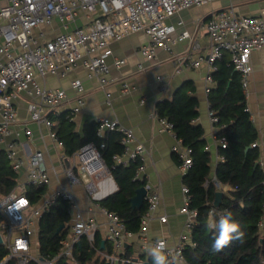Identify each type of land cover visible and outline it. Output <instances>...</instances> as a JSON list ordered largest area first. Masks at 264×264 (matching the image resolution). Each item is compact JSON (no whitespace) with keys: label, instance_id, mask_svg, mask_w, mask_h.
Returning <instances> with one entry per match:
<instances>
[{"label":"built area","instance_id":"built-area-1","mask_svg":"<svg viewBox=\"0 0 264 264\" xmlns=\"http://www.w3.org/2000/svg\"><path fill=\"white\" fill-rule=\"evenodd\" d=\"M212 0H7L0 5V146L5 150L12 169L19 174L27 169L28 185L47 186L51 175L46 161L45 152L36 149L29 155L22 153L16 140L8 137L18 134L16 125L19 120L17 106L14 102L21 93H28L33 99L29 103L31 119L44 123L48 127L51 139L63 146L55 128L56 122L52 115L59 114L60 106L67 99L63 88H51L42 85L39 77L48 73L65 75L79 61L83 62L89 75L100 78L102 86L109 82L112 64L108 57L113 54L111 42L136 32H143L147 42L141 46L145 59L152 60L159 49L173 54V45L188 37L191 45L181 54H173L172 60L177 70L186 67L199 68L204 62L209 69H217V61L230 54L228 65L240 73L241 85L245 95L248 94L250 74L253 70L251 53L264 47V9L256 14H243L236 7L230 6L215 12L210 18L200 21V28L207 34V51H202L200 42L189 32H177L183 20L176 24L169 19L181 10L193 5H203ZM81 10L86 11L91 19L88 23L78 25L73 29L61 32L51 39H46L43 31L36 34V29L44 24H52L59 18L65 25L74 20ZM39 36L41 38H39ZM126 60L116 58L114 65L121 67ZM139 67L144 68L143 64ZM125 88L129 87L124 83ZM73 87L79 91L76 106L72 108L71 118L81 111L85 105L83 96L84 85L79 79L73 82ZM164 88V87H163ZM144 101V100H143ZM248 109V108H247ZM209 117L213 123H219L220 118L215 109L209 106ZM160 130H172L179 139L174 146L186 173L193 165V148L183 144V140L174 131L175 123L167 116L157 114ZM98 123L97 135L103 137L108 130L121 133L122 153L113 156L115 165H128L131 161L141 160L134 175L135 181H145L146 165L143 158L146 146L137 139L134 131L119 123L117 119L104 115L96 117ZM226 124H222L225 127ZM219 145L227 146V139H218ZM255 141L253 146H257ZM105 143L101 144L104 147ZM68 160L65 171L71 185L80 182V174L89 176L110 175L102 151L95 143L83 145L71 157H61ZM223 160L224 157L222 156ZM218 187L220 181L216 179ZM145 195L146 210L141 215L140 229L137 232L140 239V253L131 258L119 255L128 238L135 233L127 228L126 223L116 212L110 211L94 201L95 207L102 210L107 218L104 229V239L114 245L113 254L104 253L108 264H150L142 257L146 254V246L155 243L157 239L149 236L148 227L156 209L159 206L160 193L147 183ZM87 188L93 199L97 198V184L94 179L87 183ZM27 185L18 183L8 194L0 195V246L6 254L0 259V264H9L16 259L17 264H29L32 260L38 264H56L60 258L74 259V249L83 237L94 246L95 238L101 232L102 224L93 215H85L77 197L70 186H61L33 201L27 195ZM185 196L181 213L186 214L184 229L179 241L174 245L166 244L168 250L186 263L184 249L192 243V229L197 222V209L190 208V188L183 185ZM66 201L70 222L66 226V236L62 241L61 250L54 256H44L39 250L38 238L41 217L50 211L60 200ZM23 201V203H21ZM197 213L195 216L192 213ZM218 216L224 211L213 206L210 211ZM161 221H167L161 216ZM264 233V218L260 222ZM37 249V250H36ZM37 251V252H36Z\"/></svg>","mask_w":264,"mask_h":264},{"label":"crops","instance_id":"crops-1","mask_svg":"<svg viewBox=\"0 0 264 264\" xmlns=\"http://www.w3.org/2000/svg\"><path fill=\"white\" fill-rule=\"evenodd\" d=\"M6 2L7 0H0V5ZM230 6L236 7L243 14H256L264 9V0H212L203 5H193L181 10L173 15L169 22L176 24L179 20H183V24L178 26L177 32H189L192 37L198 39L202 51H207V34L200 28V21L206 20L215 12ZM90 19L91 16L86 11L81 10L79 15L74 20L69 21L67 25L59 18H55L52 24L41 25L35 32L38 35L40 31H43L45 38L51 39L61 32L88 23ZM39 38L41 37L39 36ZM146 42L147 36L143 32L131 33L122 39L111 42L113 54L108 57V61L112 64V70L109 75V82L105 86H102L98 76L89 75L82 61L77 62L65 75L48 73L45 77H39V81L46 87L65 89L67 99L60 106L59 113L68 112L69 114L72 108L76 106L80 94L73 87V82L77 79L83 82V96L86 103L73 118L76 123V131L82 132L86 123L96 121L97 116L104 115L117 119L120 124L131 128L137 139L145 144L146 153L143 158L146 165L145 181H140L139 183L142 184L139 187L145 186L147 183L152 189H157L160 193L159 206L149 223V236L152 239H166L168 245L174 246L179 241L186 220V214L180 212L185 200L183 177L186 173L182 169L181 159L173 149L178 144L179 139L172 130H160L157 105L165 99L171 100L179 89L186 90L189 95L198 99L199 115L194 119V122L201 124L205 130L206 144L204 149L211 152V177L216 184V167L220 161L225 160V157L219 152V148L222 146L218 143V139L225 137L219 134V130L223 128L222 124L225 123H213L211 121L208 114L209 106H211L209 95L211 89L216 85L213 73L218 69L219 64L229 66L227 63L230 54L226 53L223 58L217 61V69L215 70L209 69L204 62L199 68L186 67L179 71L173 63L172 56L173 54H181L190 48V37L174 44L173 54L164 49H159L152 60L145 59L140 51L141 46ZM116 58H124L126 62L121 67H116L113 64ZM251 63L253 70L250 74L246 103L250 118L258 131V138L255 140L258 142L256 147L260 150L258 163L264 169V47L252 51ZM139 64H143L144 68L139 67ZM234 70L237 71L235 68ZM238 74L240 75L239 72ZM124 83H128L129 87L125 88ZM32 99L28 93H21L14 100L19 114L16 125V130L19 133L9 136L8 139L16 140L25 155H29L36 149L44 150L51 180L50 184L45 186L46 190L42 196L61 188V186H70L84 214L93 215L101 222L100 234L104 237L107 218L101 209L95 207L93 202L98 201L103 207L102 200L119 191L117 180L111 173L99 177L80 174V182L71 185L65 171L69 162L68 160L63 162L61 157L64 155L71 157L73 154L68 155L65 152V145L58 146L50 138L48 127L44 123L31 119L29 103ZM56 115L58 114L53 116ZM174 131L176 132L175 129ZM181 139L183 140V138ZM182 143L186 144L184 140ZM0 150L4 152L10 163L2 146H0ZM222 156L224 157L223 160L221 159ZM139 161L141 163L142 159ZM92 179L97 184L96 199H93L87 188V183ZM18 183L29 186L27 169L23 168L18 174ZM223 186L221 184L218 187L216 184L217 191L221 190ZM144 204H146L145 198ZM161 216H166L167 221H161ZM137 232H134L135 234L128 238L125 245L118 249L119 255L129 245L132 247L133 257L140 253L141 246ZM34 238H38L39 241V236Z\"/></svg>","mask_w":264,"mask_h":264},{"label":"trees","instance_id":"trees-1","mask_svg":"<svg viewBox=\"0 0 264 264\" xmlns=\"http://www.w3.org/2000/svg\"><path fill=\"white\" fill-rule=\"evenodd\" d=\"M216 85L211 89L209 101L221 123L226 126L219 130L228 143L220 147L219 152L225 157L216 167L215 174L222 185H232L233 191L224 193L218 209L231 211L233 219L239 222L245 233L243 242L233 241L220 252L212 250L214 231L206 228L209 221L219 216L211 213L215 205L217 187L211 177V152L204 149L205 130L194 119L199 115L198 99L184 89L175 92L171 100L165 99L157 105L160 116H167L175 123L174 129L184 142L193 148V165L184 175V183L190 188V208L197 209L198 218L192 229V243L184 249L187 264H264V233L260 225L264 218V169L258 163L260 150L252 143L258 138L250 112L247 110L246 95L243 91L240 75L232 66L218 65L213 73ZM56 122V129L65 145V152L72 155L83 145L93 142L101 148L103 159L119 184V191L102 200L103 207L116 212L126 223L127 228L137 232L140 228L141 215L146 204L134 208L131 198L142 184L134 180L140 161H131L128 165H115L113 156L121 153V133L108 130L101 137L96 133L97 121L85 124L82 132L75 130V121L68 112L51 116ZM104 147H101L102 143ZM18 174L12 169L4 152L0 150V194H8L17 184ZM45 186H27V195L38 201L44 194ZM70 222L66 201L60 199L40 220L39 245L44 256H54L62 248V241L67 229L58 228ZM105 240L104 245L102 244ZM116 252V251H115ZM114 245L98 233L94 246L86 237L74 249V259L60 258L56 264H108L104 253L113 254ZM6 250L0 247V259ZM124 258L133 257L131 245L121 253ZM143 257L146 254H142ZM148 259L153 264L152 259ZM9 264H17L12 259ZM29 264H38L32 260ZM127 264V263H120Z\"/></svg>","mask_w":264,"mask_h":264},{"label":"clouds","instance_id":"clouds-1","mask_svg":"<svg viewBox=\"0 0 264 264\" xmlns=\"http://www.w3.org/2000/svg\"><path fill=\"white\" fill-rule=\"evenodd\" d=\"M222 193L233 191L230 184L225 183ZM197 213L193 212L195 216ZM206 228L214 231L212 250L220 252L233 241L243 242L245 233L241 230L239 222L233 219L231 211H225L218 219L209 221ZM146 252L152 259L153 264H182V258L173 255L167 247L165 239L158 238L155 243L146 246Z\"/></svg>","mask_w":264,"mask_h":264},{"label":"water","instance_id":"water-1","mask_svg":"<svg viewBox=\"0 0 264 264\" xmlns=\"http://www.w3.org/2000/svg\"><path fill=\"white\" fill-rule=\"evenodd\" d=\"M147 194V188L145 186H141L136 190L135 195L132 197L131 199V203L132 206L134 208H141L144 204V198L145 195ZM223 194L221 190H218L216 192V201H215V206L219 207L221 205L222 202V197ZM65 227V224H62L59 228H58V232L63 229ZM2 242V237L0 236V243ZM105 240H103L102 244L104 245ZM79 244H81V242H79Z\"/></svg>","mask_w":264,"mask_h":264},{"label":"rangeland","instance_id":"rangeland-1","mask_svg":"<svg viewBox=\"0 0 264 264\" xmlns=\"http://www.w3.org/2000/svg\"><path fill=\"white\" fill-rule=\"evenodd\" d=\"M85 179H87V178H85ZM36 236L38 237L39 236V234L37 233L36 234ZM37 246H39V243L38 244H36ZM37 250V249H36ZM37 252V251H36ZM145 257H149V255L146 253V256Z\"/></svg>","mask_w":264,"mask_h":264},{"label":"snow or ice","instance_id":"snow-or-ice-1","mask_svg":"<svg viewBox=\"0 0 264 264\" xmlns=\"http://www.w3.org/2000/svg\"><path fill=\"white\" fill-rule=\"evenodd\" d=\"M21 203H23V201Z\"/></svg>","mask_w":264,"mask_h":264}]
</instances>
